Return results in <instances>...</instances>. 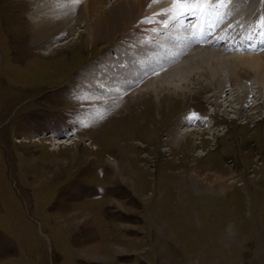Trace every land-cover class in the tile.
I'll use <instances>...</instances> for the list:
<instances>
[{
  "label": "rangeland",
  "instance_id": "1",
  "mask_svg": "<svg viewBox=\"0 0 264 264\" xmlns=\"http://www.w3.org/2000/svg\"><path fill=\"white\" fill-rule=\"evenodd\" d=\"M87 1L68 0L72 13L63 28L35 40V24L69 8L59 9L55 0H0V264H264V71L258 76L252 62L236 56L264 52V0L215 5L202 28L215 34L187 37L188 51L161 64L172 68L191 55L182 75L162 76L152 72L159 64L148 59L140 65L130 49L138 44L128 46L129 39L151 30L153 20L164 36L168 9L181 6L147 1L139 22L125 15V32L100 51L99 40L85 43L97 30ZM118 4L97 6L110 12ZM157 34L154 43L165 39ZM196 36L203 44L192 46ZM208 46L222 56L191 52ZM124 49L121 63L137 73L148 70L133 94L118 90L110 97L121 98V110L103 97L102 103L81 100L82 70L119 59L117 50ZM149 72L148 79L169 80L176 92L167 94L164 124L154 119L159 114H149L158 127H146L147 142L146 122L138 117L143 104L134 95L145 91ZM94 74L95 80L102 76ZM156 92L165 99L166 90ZM183 119L201 129L173 145L170 139L186 136Z\"/></svg>",
  "mask_w": 264,
  "mask_h": 264
},
{
  "label": "bare ground",
  "instance_id": "2",
  "mask_svg": "<svg viewBox=\"0 0 264 264\" xmlns=\"http://www.w3.org/2000/svg\"><path fill=\"white\" fill-rule=\"evenodd\" d=\"M55 1H59V7H58L59 9H62V8L65 9V7L67 6L66 4H68V3H66L68 0H55ZM126 1L127 2L124 3L122 0H119V4H118V7H117L118 11L117 10L114 11V8H112L110 10V12L114 11V15L112 17L109 16V14H110L109 11H104L103 9H99L98 6H97L99 4L101 5L104 2V0H88L87 1L88 2V6L92 10V12L96 13V20H95L94 24H95L97 30L96 31H92V35L89 36L88 40H85V43L87 42L89 46L90 45L93 46L95 41L99 40L102 43L100 51H101V49L109 47L112 44V42L115 41V37L117 36L118 32L121 31L122 34H123L125 32V29H127V27L129 26L128 24H130V23L126 22V21H129L128 17H124V16L128 15V14H132L131 22H134V21L136 22V20L138 21L137 18L139 17L140 12L146 6L147 1H150V0H126ZM70 4L71 3H69V5ZM67 7L69 8V9H66V10H68V12L64 13L63 11H61L58 14L48 13L47 16H45L44 21L42 20L43 22H41L39 24H35V25H37L35 27V30H33L35 32V35H32L31 38L36 40L37 36L40 35V32H45V35L50 36L53 31H56L57 29L60 30V28H63V25H64L63 23L64 22L66 23L67 19L69 17H71L70 14L72 13L71 6H67ZM175 11H171V13L169 15H167L166 18H165V21L167 23V28H165V29H167V31H166V34L164 36H162L160 34H157L155 32L157 30H162V26L163 25H161V23L158 24L159 21L155 22L153 20L150 23L151 26H152L151 30H149L148 32H145V30H142V29L137 30L136 29L137 32H136V34L134 33L135 36H133L132 38L129 37L130 39H129L128 46H130V44H132V41H134V40L138 44V45H134L133 44L132 47L130 46L131 47L130 49L132 50V52L135 53L134 56L136 57V60L138 59L140 65H144L146 63V60H148V59L151 60L155 64V66H156V64H159L158 66L153 67V68H157L156 71H152V70L151 71L153 73L154 72H160V74H161L160 76L168 74V73H173V72H178L179 73L178 75H182V70L184 69L183 65L185 63V60L187 61V59H189L191 57V55L187 56V57L185 56L186 58L184 59V61L182 63L176 64L172 68H165V67L161 66L162 63H165L166 61H173V60L177 59L180 55H182L184 51H186V50L188 51V44L185 45V39L188 37V39L190 40V36H187L186 33L182 31V28H183L182 23L184 21L186 23L187 20H185V19L187 17L184 18L186 16V14H182V15L177 16ZM113 23L115 24L114 26H113ZM170 25L179 26L178 28L176 27L178 30L177 31L168 30V26H170ZM149 27H150V25H149ZM176 28H175V30H176ZM192 32L195 33L196 31H192ZM94 34L101 35V36H99V38H97V37L94 38V36H93ZM142 34H144V35L142 36ZM156 34H157L158 38H165V39H163V41L155 42V43H161V45L157 46V48H155V43L152 42V39L155 38V37H153V35L155 36ZM199 34L197 33L196 35H199ZM165 40H170V42L166 43ZM190 42H192V41H190ZM212 42H213V40H212ZM214 42L217 45L220 42V40H216ZM145 43H148V44H145ZM223 43H225V45L230 44L229 40L228 41L224 40ZM260 43L264 44V39H262L260 41ZM215 49L216 48L208 46V47H203V48H194L193 50H191V52H194L193 54H195V53L198 54V53H202V52L204 53L205 52L207 54L214 55V57L216 56V54L217 55H221V53H219ZM122 50H117L118 54H119L118 55L119 59H113V58H110V57L107 56L108 59L107 58H103L101 60V62H97L96 63L97 65L95 64L94 69L89 67L87 69V71L86 70H82L81 74H83L84 72H87V75H86V78H84V79H82V77H84V76L81 75V78H79V82H81V80H83V82L87 84V86H83V87L88 88V87H90V85H92L93 88H97V91L94 92L92 88H91V90H86V88H85V90H84L85 93H83V96H81V97H83V98H81V100H84V101H86V100L87 101L97 100V101H99V103H102V101H100V100L103 97L105 102L107 100L110 101V104H108L107 106L114 107L116 105L114 107V109L121 110L120 107H122V106H119L118 105L119 103H116L117 101H120L121 98L116 100V101H112L111 100L112 98H110V97L113 95V93H117L118 90L121 92V94H120L121 96L127 90H131L134 87V85L138 84V82L140 81V79H139L140 73L143 70H148V69L142 68L140 70V72L137 73V71L131 65L126 64V63H121L122 61L126 60V58H125L126 57L125 49H124L123 52H122ZM263 54H264V52H262L261 55H259V54H236V56L237 57H244L247 60H249L250 62H252L253 63V67H254L253 68L254 72L258 76H261L262 75V71H264V62H262V61H264L263 60L264 59ZM122 55H124V57H122ZM231 56L232 55H230V57ZM130 57H132V56H130ZM247 60H246V62L250 63ZM137 69H138V67H137ZM95 72L97 74H101L102 75L101 78H99L98 80H95L96 79L95 74H94ZM152 72H149L148 74H146L145 78L146 79L151 78L150 77L151 76L150 73L152 74ZM183 74L184 75L186 74V70H184ZM155 75H157V74H155ZM137 78H138V80H137ZM156 80H155V78L154 79H148L147 81L145 80L146 83L142 84V87L143 88L145 87V91H143V92L140 91L139 93L136 92V94L134 95L136 97V100L137 101L141 100V102L143 104L142 108H141V110H140V112L138 114V117L144 119L143 123L146 122V125L144 126L145 128L146 127L148 128L149 123L153 124L152 121H151L152 119H149V117H148L150 113L159 114L160 116L157 117V118L154 117V119L156 121L160 122L161 125L164 124V121H161V117L165 116V113H164L165 111L163 109L164 102H167L168 100H166V99H169L167 94L171 93L173 95L176 92L174 90L176 87L172 88L171 89L172 91H170V89L168 88L167 85L171 84V82L169 80H165V82H162V81L161 82H157ZM156 84H159V85L156 86ZM158 88L166 90V96H165L164 100H161L160 98H158V96H156V93H157L156 91L158 90ZM80 90L82 92H84L82 89H79V91ZM87 91H92V92L91 93H89V92L87 93ZM128 92L132 93V90L128 91ZM72 93L75 95L74 92H72ZM222 93H224V92H222ZM259 93H260V95L264 94V83L262 81L259 84ZM146 94H148L147 95L148 98H145V99H143V98L141 99L140 98L143 95L146 96ZM220 94H221V92L219 93L218 97L222 96V94L221 95ZM119 96H118V98H119ZM130 96H132V95H130ZM258 96H259V94H258ZM133 98L134 97L132 96V99ZM172 98L173 97H170V99H172ZM245 98H246V96H245ZM241 101H243V100H241ZM110 105H112V106H110ZM243 105H244V103H243ZM107 109H110V108H107ZM182 116H184L183 113L181 114V117ZM168 117H170V116H168ZM183 120H184L183 122H179V123H181L180 126H181V128H183L182 129V131H184L183 135H186V136L188 135V137H186V136L185 137L184 136L183 137L176 136L175 138L170 139L172 141V142L171 141L170 142L173 143V145L179 143L181 140L185 141L188 138L192 139L193 135L198 133V130L201 129L198 126L197 127L195 126V127H189L188 128L184 124V123H186V120L185 119H183ZM152 127H153V130H157L158 126L156 127L155 124H153ZM147 128L145 129V134L143 133V135H144L146 141L150 142L151 139L149 138V141H148V138L146 136H149V134L151 132H149V129H147ZM141 129H143V128H141ZM182 141H181V143H182ZM144 146L145 145H143V147ZM120 175H121V173H120ZM120 175H118V176H120ZM195 175H197V174H195ZM195 175L193 174L192 176H195ZM218 188L220 189V191H224V188H226V186L224 185L223 188L221 186H219ZM242 191L245 193L246 189L243 188Z\"/></svg>",
  "mask_w": 264,
  "mask_h": 264
},
{
  "label": "snow or ice",
  "instance_id": "3",
  "mask_svg": "<svg viewBox=\"0 0 264 264\" xmlns=\"http://www.w3.org/2000/svg\"><path fill=\"white\" fill-rule=\"evenodd\" d=\"M173 5H180V9L176 12V15H182L191 13L195 10H201L205 6L213 7L219 4L220 7H224L229 3V0H171ZM173 9L169 8L171 12Z\"/></svg>",
  "mask_w": 264,
  "mask_h": 264
}]
</instances>
